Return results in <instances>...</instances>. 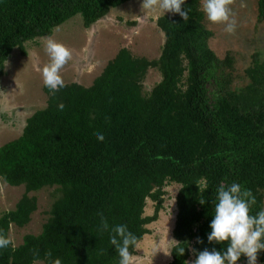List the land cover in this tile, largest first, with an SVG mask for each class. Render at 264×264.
Instances as JSON below:
<instances>
[{"label": "trees", "instance_id": "obj_1", "mask_svg": "<svg viewBox=\"0 0 264 264\" xmlns=\"http://www.w3.org/2000/svg\"><path fill=\"white\" fill-rule=\"evenodd\" d=\"M130 1L0 0V79L15 48L26 55L27 42L50 38L73 16L81 14L90 28ZM244 1L264 23V0L238 4ZM203 3L186 0L188 21L176 13L158 19L165 39L158 59L122 48L88 87L72 82L53 94L44 86L46 107L28 117L18 138L0 145V179L24 187L14 208L0 213V231L10 237L13 226L30 223L38 210L31 194L52 188L56 199L41 232L0 249V264H53L56 258L119 264L109 233L99 230L101 215L138 237L130 249L135 256L171 184L178 192L169 264H191L198 251L226 246L207 240L221 183L252 191L251 214L264 209V52L249 54L235 76L234 54L221 58L211 47L215 31ZM151 67L161 78L146 91ZM148 200L154 211L145 216ZM246 263L243 256L237 262ZM257 264H264V252Z\"/></svg>", "mask_w": 264, "mask_h": 264}, {"label": "rangeland", "instance_id": "obj_2", "mask_svg": "<svg viewBox=\"0 0 264 264\" xmlns=\"http://www.w3.org/2000/svg\"><path fill=\"white\" fill-rule=\"evenodd\" d=\"M142 2L132 0L113 8L102 22L90 28L84 27L82 15L77 14L56 27L50 38L27 42L26 55L20 49L13 50L5 63V74L0 79V145L18 138L28 117L47 105L48 94L45 92L41 69L49 61L45 51L48 39L63 43L72 50V59L61 70L64 84L77 82L85 87L90 86L122 48L128 49L134 57L148 60L159 58L164 34L158 28L157 21L143 20L146 14L142 10ZM229 7L236 21L235 31L229 34L224 24H212L215 36L210 44L221 58L229 52L234 54V74L238 76L250 62L246 59L249 54L258 48L264 52V23L257 21L256 11L247 1L239 5L238 0H234ZM169 14L171 12L156 13L159 18ZM261 59L264 60V56ZM160 78V73L154 67L148 69L143 84L145 90H151ZM165 191L164 210L158 221L147 225L150 233L138 245L137 253L133 256L134 264H169L171 260L178 186L171 184ZM23 192L24 187H11L0 179V213L14 208ZM53 192L52 188H47L31 194L38 199V210L27 226H13L10 230V238L15 246L21 244L26 233L36 235L41 232L56 199ZM153 206L148 200L145 216L153 214Z\"/></svg>", "mask_w": 264, "mask_h": 264}, {"label": "clouds", "instance_id": "obj_3", "mask_svg": "<svg viewBox=\"0 0 264 264\" xmlns=\"http://www.w3.org/2000/svg\"><path fill=\"white\" fill-rule=\"evenodd\" d=\"M185 3L186 0H143L141 7L146 14L143 20L151 19L156 22L159 19L156 13L171 12L188 21L189 11L182 10ZM230 3L231 0H204L203 3V11L208 21L213 24H224L225 31L229 34L236 28ZM45 51L49 61L42 67L41 75L44 86L54 94L65 86L61 70L72 59L73 53L63 43L53 39L47 40ZM60 108L62 109L63 105H60ZM96 138L100 142L105 139L102 133H98ZM199 202L202 205L206 203L203 199ZM214 204V215L209 225L211 231L207 234V240L209 243L215 242L226 246L220 250L205 248L198 251L192 264H237L242 256L247 258V264H257L259 253L264 252V209L254 215L251 214L252 206L256 204L252 191L237 182L227 185L221 183L216 189ZM99 230L109 233L110 243L120 258L119 264H134L130 249H135L138 237L126 224L110 225L101 215ZM198 243H203V240L198 239ZM9 246L14 248L13 240L0 231V249H7ZM176 251L183 256L185 248L179 247ZM53 264H62V260L56 258Z\"/></svg>", "mask_w": 264, "mask_h": 264}]
</instances>
